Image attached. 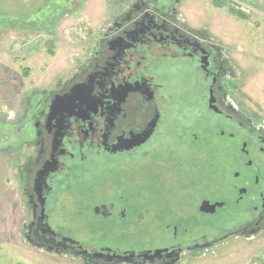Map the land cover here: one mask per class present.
Masks as SVG:
<instances>
[{
    "label": "flooded vegetation",
    "instance_id": "1",
    "mask_svg": "<svg viewBox=\"0 0 264 264\" xmlns=\"http://www.w3.org/2000/svg\"><path fill=\"white\" fill-rule=\"evenodd\" d=\"M182 3L128 1L72 75L37 91L16 119L30 137L20 179L31 245L85 264H185L263 232L264 131L231 93L240 77L226 47L187 25ZM217 148L233 178L205 196ZM205 200L224 205L205 212ZM60 208L73 209L74 231L54 223ZM141 236L164 240L126 251L98 243ZM107 249L131 255L109 262Z\"/></svg>",
    "mask_w": 264,
    "mask_h": 264
},
{
    "label": "rangeland",
    "instance_id": "2",
    "mask_svg": "<svg viewBox=\"0 0 264 264\" xmlns=\"http://www.w3.org/2000/svg\"><path fill=\"white\" fill-rule=\"evenodd\" d=\"M128 1L0 0V264H85L77 257L40 250L26 240L24 223L29 215L20 170L27 162L24 155L30 137L24 128L20 133L15 121L37 91H50L59 80L72 75L85 56L88 39L97 38ZM217 1L220 7L214 0H182L179 11L188 14L187 25L192 29L206 30L226 47L229 65H235V76L240 77L237 84L228 80L233 85L231 93L258 122L264 117V0ZM233 9L238 14L234 15ZM186 95H190L189 91ZM212 152L214 157L217 155L213 168L202 177L205 196L224 192L226 180L233 178L228 164L227 172L224 169L227 155L219 148ZM203 163L204 168L206 162ZM62 209L57 210L54 223L74 231L78 223L73 209ZM63 212L68 213L66 221ZM215 219L207 221L211 224ZM150 221L147 224L153 230ZM262 231L253 238L230 239L217 251L185 264H264ZM97 240L88 238L86 244ZM156 240L164 238L153 237L149 242L146 236L110 238L98 243L126 251L132 247L149 248L157 245Z\"/></svg>",
    "mask_w": 264,
    "mask_h": 264
},
{
    "label": "water",
    "instance_id": "3",
    "mask_svg": "<svg viewBox=\"0 0 264 264\" xmlns=\"http://www.w3.org/2000/svg\"><path fill=\"white\" fill-rule=\"evenodd\" d=\"M79 90V86H74L73 87V90H72V94L77 92ZM72 96L73 95H68L67 97L63 98L64 100V103L65 101H73L72 100ZM59 102H56L55 104H58ZM224 203L223 202H217L216 204H212L209 200H205L201 206V210L205 211V212H209V213H214L217 208V206H223ZM107 253H105L104 251L101 253L104 255V258L106 261H109V262H113L115 258H121V257H125L126 254L127 255H131V254H128L127 252L124 253V254H117L116 252H114V254H112V250L111 249H107L106 250ZM152 251H149V253H151ZM105 253V254H104ZM147 253V254H149ZM157 252H152V255L151 256H155ZM103 255H99V254H95V258H99L100 256L103 257ZM91 261V260H90ZM90 261L88 260V263L87 264H90Z\"/></svg>",
    "mask_w": 264,
    "mask_h": 264
},
{
    "label": "built area",
    "instance_id": "4",
    "mask_svg": "<svg viewBox=\"0 0 264 264\" xmlns=\"http://www.w3.org/2000/svg\"><path fill=\"white\" fill-rule=\"evenodd\" d=\"M258 130L264 131V117L260 119V121L256 124Z\"/></svg>",
    "mask_w": 264,
    "mask_h": 264
},
{
    "label": "trees",
    "instance_id": "5",
    "mask_svg": "<svg viewBox=\"0 0 264 264\" xmlns=\"http://www.w3.org/2000/svg\"><path fill=\"white\" fill-rule=\"evenodd\" d=\"M214 1H215L216 6H219L220 7L221 2L219 3V1H217V0H214Z\"/></svg>",
    "mask_w": 264,
    "mask_h": 264
}]
</instances>
